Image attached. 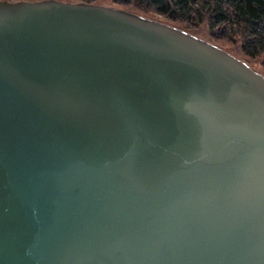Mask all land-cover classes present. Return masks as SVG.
Returning a JSON list of instances; mask_svg holds the SVG:
<instances>
[{"label":"water","instance_id":"95a60500","mask_svg":"<svg viewBox=\"0 0 264 264\" xmlns=\"http://www.w3.org/2000/svg\"><path fill=\"white\" fill-rule=\"evenodd\" d=\"M0 264H264V75L88 2H0Z\"/></svg>","mask_w":264,"mask_h":264},{"label":"trees","instance_id":"16d2710c","mask_svg":"<svg viewBox=\"0 0 264 264\" xmlns=\"http://www.w3.org/2000/svg\"><path fill=\"white\" fill-rule=\"evenodd\" d=\"M95 1L79 0L88 3ZM117 2L122 5L134 2L140 8L151 7L157 14L166 17L168 24L188 32L190 27H197L206 22L210 32L215 34V39L237 44L238 50L244 56L261 59V66L264 67V0H117ZM139 15L146 17L144 13Z\"/></svg>","mask_w":264,"mask_h":264},{"label":"rangeland","instance_id":"374dc122","mask_svg":"<svg viewBox=\"0 0 264 264\" xmlns=\"http://www.w3.org/2000/svg\"><path fill=\"white\" fill-rule=\"evenodd\" d=\"M5 1H22V0H0V2ZM62 1H68V2H79V0H62ZM95 3L105 5V6H111L116 8H121L128 11H133L135 13H144L146 14V17L148 18H154L157 20H161L162 22L169 23L168 19L162 15L157 14L154 9L151 7L149 8H140L137 6L134 2H128L126 5H122L117 0H96ZM190 32L204 40H207L211 43L216 44L217 46L222 47L223 49L227 50L228 52L234 54L236 57L240 58L241 60H244L247 64H249L253 69L260 72L262 75H264V67L261 66L260 63L261 59H252L249 57H246L243 55L242 52L238 50L237 44H231L223 40L215 39V34L211 33L207 23H201L197 27H190Z\"/></svg>","mask_w":264,"mask_h":264}]
</instances>
